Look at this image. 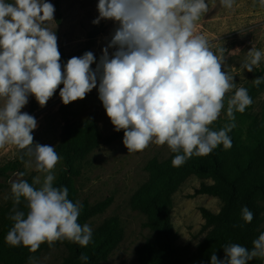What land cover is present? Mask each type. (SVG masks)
<instances>
[{
	"label": "clouds",
	"instance_id": "obj_1",
	"mask_svg": "<svg viewBox=\"0 0 264 264\" xmlns=\"http://www.w3.org/2000/svg\"><path fill=\"white\" fill-rule=\"evenodd\" d=\"M220 3L232 10L235 0ZM258 4L264 8V0ZM97 10L93 24H116L99 62L87 51L71 57L62 70L57 34L48 26L55 22L54 5L47 0H0V148L15 145L22 150L20 160L28 157V165L34 163L39 174L31 184L24 179L12 183L13 226L5 241L33 254L41 245L53 248L58 241L87 247L93 230L78 223L82 203L68 199L67 187H54L61 157L55 147L34 143L38 122L21 111L30 97L43 108L63 85L59 95L69 105L98 86L114 130L124 132L128 153L143 152L150 144L167 145L175 153L173 167L193 156H207L220 145L231 149L234 114L253 104L248 90L237 87L235 77L223 70L227 50L220 48L216 54L203 35L194 34L196 22L210 10L206 0H98ZM109 49L114 51L110 54ZM262 59L264 50L253 46L240 67L252 73ZM262 82L264 76L253 79L256 87ZM225 103L228 123L212 130ZM22 202L26 213L17 207ZM241 216L246 223L253 220L246 206ZM252 245L249 250L226 244L224 258L212 253L211 264L264 259V233ZM79 259L87 262L88 256L82 253ZM29 264H38L34 255Z\"/></svg>",
	"mask_w": 264,
	"mask_h": 264
},
{
	"label": "trees",
	"instance_id": "obj_2",
	"mask_svg": "<svg viewBox=\"0 0 264 264\" xmlns=\"http://www.w3.org/2000/svg\"><path fill=\"white\" fill-rule=\"evenodd\" d=\"M53 4L56 20L59 21L60 0H54ZM97 37L96 31L89 32L80 47L69 54L60 48L62 70L63 65L71 57L82 56L85 52L91 51ZM255 76L256 78L264 76V68L257 69ZM62 87L63 85H60V88ZM60 88L57 91H60ZM245 88L253 104L246 108L243 114L238 112L234 114L236 127L229 133L231 149L225 150L220 145L209 155L193 156L180 167H173L175 153L172 152L164 160L153 158L146 164L148 178L130 199L131 208L145 216V227L154 233L153 239L148 240L136 251L139 264H211L212 253H216L220 259L224 258L223 248L226 244L238 243L251 250L253 240L264 233V107L260 113L253 111L254 100L264 90V82L259 87L252 83ZM38 107V103L32 97L28 113H33ZM226 107L225 103L222 110L224 116L220 115L210 126L212 130L218 131L228 123ZM60 113L64 124L60 141L55 148L61 157L59 162L63 168L54 180V187H67L68 199L75 203L77 189L73 178L78 176L82 161L100 144H112L121 138L124 132L115 131L103 138L92 114L78 122L74 120L75 115L69 110V106L64 104L60 107ZM21 151L19 150V155ZM24 161L18 158L16 163L20 173H23ZM4 173L5 169L0 168V178L4 177ZM192 176L202 182L190 197L198 195L215 197L220 200L221 207L217 213L200 208L203 226L209 231L195 252L187 253L185 248L178 244V235L173 228L171 214L173 195ZM11 185L7 186L9 194L6 203L0 207V264H29V256L34 255L38 261L42 253L60 247L66 250V256L60 264H100L108 259L123 240L124 231L121 223L113 216L93 230L92 242L87 247L69 241H58L53 248H49L47 243L41 245L34 254L22 245L12 247L5 241L7 233L13 226V221L9 218L14 206ZM111 203V197L95 204L83 202L78 223L83 225L103 214ZM245 206L253 213L250 224L241 216V209ZM17 207L27 212L23 202ZM82 253L88 256L87 262L79 259ZM249 264H264V259L254 258Z\"/></svg>",
	"mask_w": 264,
	"mask_h": 264
},
{
	"label": "rangeland",
	"instance_id": "obj_3",
	"mask_svg": "<svg viewBox=\"0 0 264 264\" xmlns=\"http://www.w3.org/2000/svg\"><path fill=\"white\" fill-rule=\"evenodd\" d=\"M53 4L54 0H47ZM210 10L196 22L194 34L203 35L209 42L211 50L218 53V49L225 48V62L223 70L235 77L237 87H247L256 78L257 69L264 68V59L252 73L241 69L247 52L254 46L264 50V8L258 0H235L232 10L225 9L220 0H206ZM255 4V6H254ZM54 5V4H53ZM98 0H60V20L48 22L52 31H56L58 49L62 48L69 54L80 47L91 31H96L95 46L91 50L97 63L102 50L107 46L116 27L112 21L101 20L98 25L93 20L99 15ZM114 49H109V52ZM96 64L92 65L95 69ZM234 90L227 94L231 96ZM29 103L22 112L29 110ZM62 101L59 91L48 101L43 108L40 106L30 115L38 122V127L32 133L34 143L47 144L55 147L60 141L63 119L60 113ZM69 110L74 113V120L82 122L87 116L93 115L100 134L103 138L115 132L110 119L106 115L102 102L98 98L97 89H93L83 100L70 103ZM264 107V90L254 100L253 111L260 113ZM224 116V113L221 112ZM124 134L112 144H100L85 157L79 166L78 176L73 178L77 189V201L95 204L107 197L112 198L111 205L106 211L87 222L92 230L99 227L106 219L117 217L124 231L123 240L112 251L108 259L100 264H139L136 251L148 240H152L154 233L145 227V216L131 208L130 199L138 188L148 178L145 170L149 160L156 158L164 160L171 154L167 145L157 146L150 144L143 152L128 153L123 144ZM19 158V149L12 144L0 148V168L5 172L12 166L16 167ZM28 157L22 164L23 176L17 167L18 179L33 181L39 175L33 165H28ZM63 168L61 162L55 167V179ZM5 174V173H4ZM42 178V177H41ZM8 179L5 175L0 178V207L8 198ZM201 180L195 176L188 178L173 195L171 222L178 235V244L185 248L187 253L195 252L198 244L205 238L209 229L204 228V220L200 208L217 213L221 202L215 197L198 195L190 197L194 190L199 188ZM206 183H211L206 181ZM37 187H39L37 185ZM264 205V203H263ZM264 217V212H263ZM264 225V221H263ZM66 256L63 247L54 248L42 253L38 264H60Z\"/></svg>",
	"mask_w": 264,
	"mask_h": 264
},
{
	"label": "water",
	"instance_id": "obj_4",
	"mask_svg": "<svg viewBox=\"0 0 264 264\" xmlns=\"http://www.w3.org/2000/svg\"><path fill=\"white\" fill-rule=\"evenodd\" d=\"M16 170V167H14V166H12L11 168H9L6 172H5V176L7 177V178H9L8 179V183L9 184H12L14 181H16V180H18V172L16 171V172H13L12 170Z\"/></svg>",
	"mask_w": 264,
	"mask_h": 264
},
{
	"label": "bare ground",
	"instance_id": "obj_5",
	"mask_svg": "<svg viewBox=\"0 0 264 264\" xmlns=\"http://www.w3.org/2000/svg\"><path fill=\"white\" fill-rule=\"evenodd\" d=\"M13 172H15V169L14 170H12Z\"/></svg>",
	"mask_w": 264,
	"mask_h": 264
}]
</instances>
